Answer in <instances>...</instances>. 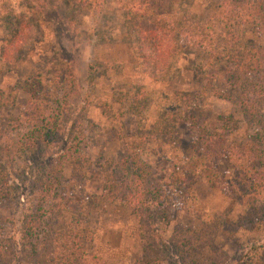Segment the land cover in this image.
I'll return each mask as SVG.
<instances>
[{
	"label": "trees",
	"instance_id": "trees-1",
	"mask_svg": "<svg viewBox=\"0 0 264 264\" xmlns=\"http://www.w3.org/2000/svg\"><path fill=\"white\" fill-rule=\"evenodd\" d=\"M190 1L135 0L126 7V23L135 39L143 72L154 80L166 78L174 69L180 36L187 35L191 45L205 54L207 68L214 70L206 77V84L219 99H234L225 91L216 90L222 79L237 90L257 88L264 98V0H206L203 5L208 13L202 21H196V15L189 11L183 12V4L194 6L196 2ZM9 24L11 31L3 52L6 63L14 62L28 50L34 35L29 25ZM54 77L56 87L64 88L63 104L51 106L49 96L27 83L22 89L31 96L27 113L8 124L0 122V224L4 228L0 233V264H120L89 254L88 246L94 242L96 233L88 212L90 204L77 193L82 177L66 179L62 164L69 153L76 154L74 141L78 139L80 124L70 116L77 95L76 74L67 67L65 71H56ZM35 82L41 85L43 81ZM0 96L1 104L7 97L5 93ZM176 98L186 104L191 100L180 93ZM16 100L12 102L13 108ZM187 116L186 119L193 120L189 128L194 135L192 152L200 160L201 172L217 170L223 161L235 169L232 180L224 176L219 183L233 204L225 217L242 209L233 232L259 235L249 239L238 264H264L262 147L251 139L246 143L233 141V134L240 130L235 114L219 116L221 127L213 130L201 127L192 113ZM12 126H21L22 131L13 135ZM51 149L61 152L43 154ZM136 152L133 150L127 156L124 179L115 172L111 176L106 172L101 175L102 182L105 181L102 198L125 206L137 221L140 255L134 264H166L172 254L181 264H228L227 253L217 248L218 236L225 228L229 229L224 218L204 221L200 228L194 229L174 226L168 198L189 196L192 182L183 173L185 168L173 166V170L161 171L162 177L152 186L147 183L150 179L147 163ZM43 155L44 161L33 169L32 159ZM14 161L23 162V174H34L36 187L33 193L25 195V200L32 195L36 199L33 205L22 206L18 217H3V201L22 197L13 191L14 176L4 168ZM75 162L78 159L73 157L72 168L76 167ZM72 181L79 185L68 187L67 183Z\"/></svg>",
	"mask_w": 264,
	"mask_h": 264
},
{
	"label": "rangeland",
	"instance_id": "rangeland-1",
	"mask_svg": "<svg viewBox=\"0 0 264 264\" xmlns=\"http://www.w3.org/2000/svg\"><path fill=\"white\" fill-rule=\"evenodd\" d=\"M133 1L0 0V94L7 97L0 104V122L8 124L27 113L31 96L22 90L27 83L49 96L51 106L63 104L65 91L63 86L54 84V73L71 67L76 74L77 95L70 116L80 125L78 139L74 141L76 154L69 153L62 164L66 179L82 177L80 185L72 181L67 186L79 185L77 193L90 204L88 212L96 235L88 246L89 254L120 264H134L140 255L136 219L125 206L102 198L105 181L101 180L105 172L110 176L115 172L124 179L127 156L137 150L147 163L149 185H157L163 170H173V166L185 168L183 173L192 182L189 196L168 198L174 226L194 229L200 228L204 221L224 218L230 230L225 228L220 233L217 248L227 253L228 264H238L249 239L259 235L233 232L242 209L225 217L233 204L219 183L224 176L232 180L235 169L223 161L217 170L201 172L200 160L192 152L194 135L189 128L193 120L186 118L192 113L201 127L213 130L221 127L219 116L235 114L240 130L233 134V141L246 143L251 139L264 151L262 92L251 87L237 90L222 79L216 90L225 91L234 99H219L206 84V77L215 72L207 68L205 54L191 45L187 35L180 36V50L170 74L164 79H151L143 72L135 39L126 23V7ZM205 1L196 0L194 6L186 2L182 10L202 21L208 13ZM10 22L29 25L34 35L28 50L14 62L6 63L3 52L11 31ZM38 79H42L41 85L35 82ZM177 93L190 96V103L177 99ZM14 99H17L15 108L11 106ZM10 128L13 135L22 131L21 126ZM46 152L51 155L61 151L51 149L43 154ZM73 157L78 159L75 168L71 167ZM43 161L44 155L32 159V168ZM22 163L14 161L4 167L14 176L13 191L23 198L3 201V217H18L22 206L33 205L36 199L32 195L25 200V195L33 193L37 180L34 174H23ZM171 258L166 264H181L175 254Z\"/></svg>",
	"mask_w": 264,
	"mask_h": 264
}]
</instances>
